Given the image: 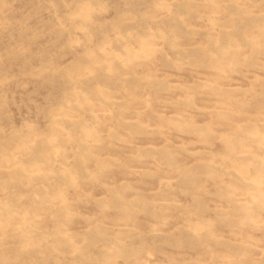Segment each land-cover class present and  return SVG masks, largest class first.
Returning <instances> with one entry per match:
<instances>
[{"label": "rangeland", "instance_id": "obj_1", "mask_svg": "<svg viewBox=\"0 0 264 264\" xmlns=\"http://www.w3.org/2000/svg\"><path fill=\"white\" fill-rule=\"evenodd\" d=\"M0 264H264V0H0Z\"/></svg>", "mask_w": 264, "mask_h": 264}, {"label": "bare ground", "instance_id": "obj_2", "mask_svg": "<svg viewBox=\"0 0 264 264\" xmlns=\"http://www.w3.org/2000/svg\"><path fill=\"white\" fill-rule=\"evenodd\" d=\"M254 18H255V17H254ZM244 19H245V18H244ZM250 19H251V18H250ZM247 21H250V20L247 19ZM253 21H254V20H253ZM251 23H254V22H251ZM1 29H2V28H1ZM256 37H257V36H256ZM215 51H216V50H215ZM174 53H175V51H174ZM217 53H219V51H218ZM214 54H215V53H214ZM183 56H184V55H183ZM94 78H95V77H94ZM66 124H67V123H66ZM144 132H145V131H144ZM150 151H151V150H150ZM160 151H161V149H160ZM155 152H156V151H155ZM162 154H163V153H162ZM165 155H166V154H165ZM165 155H164V156H165Z\"/></svg>", "mask_w": 264, "mask_h": 264}]
</instances>
